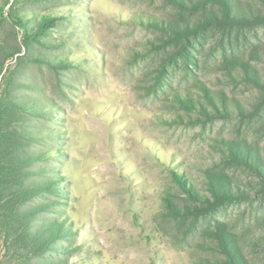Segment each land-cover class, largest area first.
<instances>
[{
    "label": "rangeland",
    "instance_id": "374dc122",
    "mask_svg": "<svg viewBox=\"0 0 264 264\" xmlns=\"http://www.w3.org/2000/svg\"><path fill=\"white\" fill-rule=\"evenodd\" d=\"M165 12L157 0H0V106L6 97L15 101L33 92L51 105L45 117L37 113L26 124L46 134L29 140L30 151L53 155L26 169L60 178L44 193L53 212L40 214L64 222L67 237L59 244L66 250L57 257L69 264H199V244L207 237L202 230L183 237L165 216L163 197L175 194L170 169L195 176L216 161L214 144L221 138L244 135L264 146V129L244 131L236 117L204 127L174 122L183 112L172 93L189 88L192 79L179 69L169 72L167 86L157 78L159 33L146 24ZM14 14L56 18L43 38L48 46L39 38L34 50L64 63L17 62L25 52L24 29L12 21ZM17 46L20 52L2 58ZM196 72L244 105L255 99L253 90L219 84L213 64ZM9 181L2 176L0 192L10 191ZM259 198L224 207L218 217L238 228L253 223L264 216ZM253 257L264 264V252Z\"/></svg>",
    "mask_w": 264,
    "mask_h": 264
},
{
    "label": "trees",
    "instance_id": "16d2710c",
    "mask_svg": "<svg viewBox=\"0 0 264 264\" xmlns=\"http://www.w3.org/2000/svg\"><path fill=\"white\" fill-rule=\"evenodd\" d=\"M157 1L166 12L146 25L159 33L154 45L160 51L155 71L160 85H169V72L176 69L192 79L189 88L172 93V104L183 112L174 122L204 127L236 117L244 131L256 125L264 129V0ZM4 19L0 18V24ZM11 19L24 29L25 52L17 62L30 59L53 67L64 63L36 56L39 52L34 50L39 38L43 41L54 29L56 18L45 16L37 21L14 14ZM258 31L263 32L259 35ZM20 49L14 47L2 58ZM208 64H213L219 84L253 90L255 99L244 105L224 87L212 89L196 72ZM33 93L15 101L6 97L0 106V179L7 176L11 181L10 191L0 192L2 264H69L67 258L57 257L66 250L59 244L67 237L64 222L40 214L53 212L49 209L54 202H44V193L54 191L60 178L39 171L40 167L26 169L53 155V150L30 151L29 140L38 142L46 135L26 124L32 115L46 113L47 103ZM214 148L216 161L200 167L195 176L170 169L175 194L163 197L165 216L183 237L199 230L207 237L199 244L204 254L199 264H256L253 256L264 252V216L238 228L219 218L218 212L229 205L264 199V146L242 135L221 138ZM45 169L55 167L46 165Z\"/></svg>",
    "mask_w": 264,
    "mask_h": 264
}]
</instances>
